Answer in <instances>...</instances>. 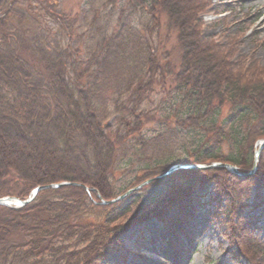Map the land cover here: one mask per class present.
<instances>
[{
  "label": "trees",
  "instance_id": "16d2710c",
  "mask_svg": "<svg viewBox=\"0 0 264 264\" xmlns=\"http://www.w3.org/2000/svg\"><path fill=\"white\" fill-rule=\"evenodd\" d=\"M123 1L109 32L94 6L84 13L86 32L97 41L95 51L82 52V41L72 36L83 26L60 12L56 0H36L38 7L27 10L23 0H0V199L24 201L36 187L58 183L79 186L47 189L23 208L0 206V264L108 261L124 249L125 232L146 220L115 225L126 212H117L120 204L94 203L97 195L118 196L111 180L119 166L128 167L131 180L123 194L177 164L242 167L264 139V80L242 76L217 45L201 38L205 6ZM163 28L176 44L175 66L169 56L159 62L148 40L154 31L160 39ZM156 116L158 127L146 129ZM35 152L46 158L41 168ZM259 159L264 179V150ZM221 170L207 172L215 204L223 196L239 203L245 195L237 196L261 182L254 176L231 184L234 175ZM203 173L178 171L149 185L169 187L163 206L170 207L190 197ZM178 180L184 185L176 188Z\"/></svg>",
  "mask_w": 264,
  "mask_h": 264
},
{
  "label": "rangeland",
  "instance_id": "374dc122",
  "mask_svg": "<svg viewBox=\"0 0 264 264\" xmlns=\"http://www.w3.org/2000/svg\"><path fill=\"white\" fill-rule=\"evenodd\" d=\"M26 1L30 3L27 4ZM56 1L60 12L69 15L71 20L79 21L83 26L72 36L74 43L82 41L80 45L82 52L95 51L97 41L86 32L89 29L84 25L86 22V19H83L84 13L87 11V16L92 14L90 10L94 6L102 24L110 26L109 32L115 28L120 8H125L123 0L116 2L115 5H110L104 0ZM23 2L25 5H22V10H27L28 6L29 8L38 7L36 0H23ZM254 2L251 0H195L188 2L187 5L190 7L191 5L205 6L202 14L198 16L200 36L203 40L217 45L219 51L223 52L224 58H227L242 76L248 78L253 76L264 80V12L259 10L264 0ZM153 33L148 40L156 49L159 62L166 63L168 59H165L169 56L173 64L176 61L177 51L176 54L173 53L176 44L173 40H167V32L164 28L160 32V39L157 38L156 31ZM166 85H170V81H166ZM159 89L157 88V91ZM159 95L154 96L153 107L159 101ZM160 115L163 116L164 113L161 112ZM158 119L159 117L156 116L153 122L145 125V128L152 130L153 127H158ZM112 120L113 118L109 120V123H113ZM260 141L263 140L253 145L252 157L248 155L246 165L244 163L242 167H236L227 164L229 167H235L238 173L248 175L243 177L234 175V179L229 180L231 184H234L233 180L242 181L248 177H253V179L254 176L262 177L259 162L254 163L253 159L254 152L258 150L256 144ZM35 154L40 164L39 168H41L45 165L46 158L42 157L39 152ZM56 157L59 161H63L58 155ZM125 166L123 164L119 166L112 175L111 181L118 195H122L124 186L131 181L126 176L128 173L124 172L128 168ZM220 169L233 175L232 171L225 168ZM212 170L216 169L203 171L205 172L202 175L203 178L200 177V184L195 187L190 197H185L186 199L170 207L163 206L168 198L169 187L162 185H148L136 192L134 196H127L124 201L117 203L120 204L117 212H126L114 223L115 225L125 227L126 223L133 219L145 217L146 220L141 219L136 222V226L128 229L121 237L124 252L121 250L112 254L108 261L101 264H264V203H262L264 179L259 178L261 182L256 183L248 191L251 193L242 192L240 196H237L245 195V199L239 203L237 200L232 203L230 197L223 196L222 200L215 204V199L212 198V193L210 194L213 183L208 181L210 175L207 174ZM172 185L178 188L184 184L178 180ZM258 187H260L258 190L260 192L256 190ZM235 188L239 189L237 185ZM198 195L202 196L201 199L196 197ZM257 195L261 198L255 200ZM96 203L99 204V199ZM226 205H231L233 210H226ZM157 209L162 213L161 216L154 218ZM182 219L187 221L177 227L178 229L173 227ZM136 230L138 232H135ZM171 230L179 233V236L175 234V240L168 237ZM183 231H186L188 235H182ZM139 233L143 234L144 241L139 238ZM160 234L165 235L166 240L154 242ZM171 240L175 241L173 245Z\"/></svg>",
  "mask_w": 264,
  "mask_h": 264
},
{
  "label": "water",
  "instance_id": "95a60500",
  "mask_svg": "<svg viewBox=\"0 0 264 264\" xmlns=\"http://www.w3.org/2000/svg\"><path fill=\"white\" fill-rule=\"evenodd\" d=\"M256 147H258V150H256L254 152V159H255V163L258 162V158L262 152V150L264 149V140L262 142H259ZM220 168H225L227 169L228 171H232L234 174L238 175V176H248V175H245V174H239L235 167L231 166L229 167L228 165H224L222 163L220 164H211L209 166H202V165H192V164H188V165H183V164H180V165H177V166H174V167H171L165 175H163L162 177H157L156 179H161V178H166V176H170L172 173L174 172H177V170H193V171H199V170H203V171H207V170H210V169H220ZM156 179L154 180H149V181H146L145 183L139 185L138 187L124 193V195H122L121 197H119L118 199L116 200H113V202H106L105 204L106 205H113L114 203L120 201V200H123L124 197H127L128 195H132L134 193V191H137L141 188H143L145 186V184H148V183H151L152 181H155ZM71 186H76L75 184H70ZM62 186H68L67 184H58V185H55L53 186L52 188H55V189H58L59 187H62ZM48 188L47 187H37L36 190H34V194H32V196L28 199H26V201H20L18 199H14V198H11V197H4V199H0V206H6V207H18V208H22V207H25L27 204L31 203V201L36 197V194L40 191H44Z\"/></svg>",
  "mask_w": 264,
  "mask_h": 264
},
{
  "label": "bare ground",
  "instance_id": "6f19581e",
  "mask_svg": "<svg viewBox=\"0 0 264 264\" xmlns=\"http://www.w3.org/2000/svg\"><path fill=\"white\" fill-rule=\"evenodd\" d=\"M251 1L254 2V1H256V0H251ZM254 3H255V2H254ZM260 6H261L262 8L260 7L259 10H262V12H264V3H261ZM220 163H222V162H220ZM220 163H218V164H220ZM188 164H191V163H188ZM188 164H183V165H188ZM222 164L227 165V164H225V163H222ZM177 165H180V164H177ZM177 165H175V166H177ZM192 165H195V164H192ZM199 165H200V164H198V166H199ZM202 166H203V165H202ZM204 166H209V165H204ZM172 167H174V166H172ZM170 168H171V167H170ZM170 168H169V169H170ZM169 169H168V170H169ZM168 170H166V172H167ZM178 171H186V170H177V172H178ZM189 171H193V170H189ZM199 171H203V170H199ZM199 171H196V172H199ZM236 171H237V170H236ZM166 172H165L163 175H165ZM177 172L172 173L170 176H172V175H174V174H177ZM237 172H239V171H237ZM232 174L235 175L236 177H238V175L234 174L233 172H232ZM239 174H240V173H239ZM163 175L156 176L155 178H153V179H149V180H154V179H156L157 177H162ZM166 177H169V176H166ZM240 177H241V176H240ZM161 179H165V178H161ZM149 180H146V181H149ZM156 180H159V179H156ZM156 180H155V181H156ZM146 181H145V182H146ZM155 181H152V182H155ZM145 182H144V183H145ZM152 182H151V183H152ZM58 184H67L68 186H71L70 184H74V183H69V184H68V183H58ZM58 184H57V185H58ZM149 184H150V183L145 184V186H146V185H149ZM75 185H76V186H72V187H79L77 184H75ZM139 185H141V184H139ZM139 185L134 186V188L138 187ZM53 186H55V185L48 186L47 189H50V188H51V189H55V188H52ZM145 186H144L143 188L137 190V191H134V193H133L132 195H128V196H134V194H135L136 192H139L140 190L144 189ZM62 187H65V186H62ZM81 187H82L83 189H85V191H86L87 193H89V194H91V192L94 191L93 189L89 190L88 188H84V186H82V185H81ZM36 188H37V187H36ZM59 188H60V187H59ZM134 188H133V189H134ZM47 189H46V190H47ZM34 190H36V189H34ZM34 190H32V192H31V194L29 195L28 198H30V197L32 196V194H34V192H35ZM46 190H44V191H46ZM130 190H132V189H130ZM130 190H127V191L123 192L122 195H124V193H126V192H128V191H130ZM40 192H42V191H40ZM40 192H38V193H40ZM38 193H37V194H38ZM37 194H36V195H37ZM122 195H118V196L115 197L113 200L118 199V198L121 197ZM28 198H26V199H28ZM35 198H36V197H35ZM35 198H34V199H35ZM2 199H4V198H2ZM14 199H15V198H14ZM16 199H17V198H16ZM34 199H33V200H34ZM97 199H99V204H100V205H106V204H105L106 202H113V200H111V201H105L104 199H101L100 196H98V195H97ZM124 199H126V197H124ZM124 199H123V200H120V201H118V202H116V203H114V204H117V203H119V202H122V201H124ZM18 200H19V199H18ZM33 200H32V201H33ZM20 201H21V200H20ZM24 201H26V200H24ZM32 201H31V203H32ZM94 203H96V202L94 201ZM29 204H30V203H29ZM96 204H97V203H96ZM114 204H113V205H114ZM27 205H28V204H27ZM107 206H112V205H107ZM22 208H23V207H22ZM193 214H194V213H193ZM190 217H191V216H190ZM185 221H187V220H184V219L179 220V222H180L179 226H181L182 224H184ZM177 224H178V223H177ZM179 226H178V227H179ZM177 229H178V228H177ZM176 231H178V230H176ZM167 232H168V231H167ZM168 234H169V233H168ZM175 234H176V235L178 234V236H179V233H178V232L174 233V231L171 230V231H170V234H169L168 237H170V238H172V239L175 240ZM160 235H163V234H160ZM182 235H188V234H186V231H183V232H182ZM164 237H165V235H164ZM174 242H175V241H174ZM174 242H173V240H171V244L174 243ZM172 245H173V244H172Z\"/></svg>",
  "mask_w": 264,
  "mask_h": 264
}]
</instances>
